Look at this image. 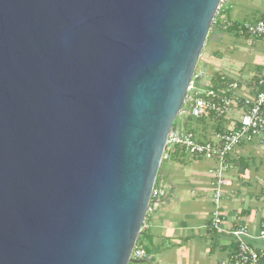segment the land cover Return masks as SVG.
Returning <instances> with one entry per match:
<instances>
[{"label":"water","instance_id":"95a60500","mask_svg":"<svg viewBox=\"0 0 264 264\" xmlns=\"http://www.w3.org/2000/svg\"><path fill=\"white\" fill-rule=\"evenodd\" d=\"M222 0H0V264H128Z\"/></svg>","mask_w":264,"mask_h":264},{"label":"crops","instance_id":"0c3cea01","mask_svg":"<svg viewBox=\"0 0 264 264\" xmlns=\"http://www.w3.org/2000/svg\"><path fill=\"white\" fill-rule=\"evenodd\" d=\"M221 9L219 17L253 21L264 17V0H223ZM210 39L214 47L210 54L227 64L211 74L219 72L243 80L257 70L264 71V37L246 38L215 29ZM239 93L248 94L245 85ZM186 116L180 115L176 124L183 125ZM237 117L233 108L221 123L233 127ZM230 161L232 166L225 174L229 183L222 190L220 230L209 224L213 211L210 182L217 162L191 157L184 162L161 161L156 186L165 194L138 236L146 255L142 262L132 264H230L228 257L235 245L231 232L240 226H245L247 240L264 264V241L256 237L264 224V131L238 145Z\"/></svg>","mask_w":264,"mask_h":264},{"label":"built area","instance_id":"2783aa9c","mask_svg":"<svg viewBox=\"0 0 264 264\" xmlns=\"http://www.w3.org/2000/svg\"><path fill=\"white\" fill-rule=\"evenodd\" d=\"M215 22L224 30L231 28L234 24L226 17H216V14L212 23ZM236 24L233 30L241 35L264 37V17H258L253 21H237ZM256 84L255 92L241 95L236 81L227 82L222 88L216 89L201 86L197 79L193 78L187 87L179 114L197 118L204 111H211L215 115L226 116L231 111L232 105L240 102L242 111L238 113L237 122L229 131L216 133L211 138L199 137L196 131L181 124H175L167 134L162 160L171 159L173 154L184 153L187 157L213 159L217 162L212 169L210 182L213 187V211L209 221L210 226L217 230H220L222 221L220 210L222 190L229 183L225 174L232 166L230 154L238 145L253 140L264 131V73L258 76ZM164 194L165 191L161 187L154 185L142 228L146 225V220L152 216L157 202ZM231 233L235 245L229 254L228 262L230 264H261L260 253L247 240L249 234L245 226H240ZM256 237L264 241V224ZM145 255L144 248L136 241L130 259H142Z\"/></svg>","mask_w":264,"mask_h":264},{"label":"trees","instance_id":"16d2710c","mask_svg":"<svg viewBox=\"0 0 264 264\" xmlns=\"http://www.w3.org/2000/svg\"><path fill=\"white\" fill-rule=\"evenodd\" d=\"M221 10L222 9L220 6L216 12V17L219 15ZM225 17L228 18L227 16H225ZM229 20L234 22V24L231 28H229L227 30L220 28L218 26V23H216V22L212 23L206 41L212 37V34H213L215 29H218L220 31L233 32L236 36H244L246 38L250 37L249 35H241L237 31H234L233 28H236L237 20H233V19H229ZM263 73H264L263 70H257L256 74H254L250 78L241 80V79L233 78L231 76H227V75L219 73V72H214L210 76V79H209L210 82H209V85L207 87L220 89L227 82L236 81L240 88L243 85H245L247 90H248V94H252L253 92H255L257 90V84L256 83H257L258 76L263 74ZM233 108L238 113L242 111V106H241L240 102L237 103L236 105L235 104L232 105V109ZM223 117H224L223 115H215L211 111H204L202 113V115L200 117H197V118L186 116V118H184V121H183V126L191 128L194 131L200 132V135H202L204 138H211L216 133H220L223 131H229L231 129V127H225L222 125L221 122H222ZM179 118H180V114L177 115V117L174 121V124L178 123ZM236 120H237V118H236ZM187 158H190V157L185 156L184 153H177V154H173L171 156V160L178 161V162H184ZM238 164L243 165V163H241V162H238Z\"/></svg>","mask_w":264,"mask_h":264},{"label":"rangeland","instance_id":"374dc122","mask_svg":"<svg viewBox=\"0 0 264 264\" xmlns=\"http://www.w3.org/2000/svg\"><path fill=\"white\" fill-rule=\"evenodd\" d=\"M213 48L211 39L207 40L195 68L194 79L196 78L201 86L209 85L211 72L218 70L220 67L227 68V64L224 59H221L219 56H215L214 54H210ZM155 185H158V180L155 181ZM139 242L140 240L138 237L137 243Z\"/></svg>","mask_w":264,"mask_h":264}]
</instances>
